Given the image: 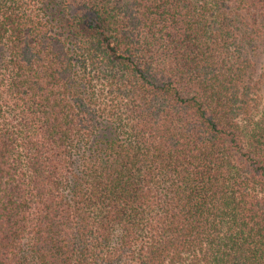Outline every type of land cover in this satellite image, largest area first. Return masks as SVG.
Masks as SVG:
<instances>
[{"label": "trees", "instance_id": "trees-1", "mask_svg": "<svg viewBox=\"0 0 264 264\" xmlns=\"http://www.w3.org/2000/svg\"><path fill=\"white\" fill-rule=\"evenodd\" d=\"M264 0H0V264H264Z\"/></svg>", "mask_w": 264, "mask_h": 264}, {"label": "rangeland", "instance_id": "rangeland-1", "mask_svg": "<svg viewBox=\"0 0 264 264\" xmlns=\"http://www.w3.org/2000/svg\"><path fill=\"white\" fill-rule=\"evenodd\" d=\"M263 23V33L260 38H258L254 43V48L252 51V59L254 62V73L253 77L257 79L258 83V93L260 99L264 100V21Z\"/></svg>", "mask_w": 264, "mask_h": 264}]
</instances>
